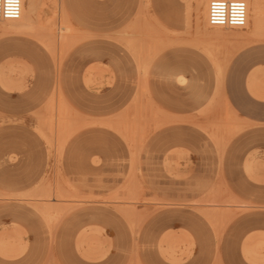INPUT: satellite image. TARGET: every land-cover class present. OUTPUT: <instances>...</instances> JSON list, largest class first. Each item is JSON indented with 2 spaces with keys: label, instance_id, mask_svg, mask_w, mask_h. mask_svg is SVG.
I'll return each mask as SVG.
<instances>
[{
  "label": "rangeland",
  "instance_id": "rangeland-1",
  "mask_svg": "<svg viewBox=\"0 0 264 264\" xmlns=\"http://www.w3.org/2000/svg\"><path fill=\"white\" fill-rule=\"evenodd\" d=\"M53 1L54 27L0 21L17 255L0 264H264V114L240 109L249 70L264 101V16L220 29L205 0Z\"/></svg>",
  "mask_w": 264,
  "mask_h": 264
},
{
  "label": "built area",
  "instance_id": "built-area-1",
  "mask_svg": "<svg viewBox=\"0 0 264 264\" xmlns=\"http://www.w3.org/2000/svg\"><path fill=\"white\" fill-rule=\"evenodd\" d=\"M15 3V0H13ZM241 0H211L208 6V24L211 28L242 29L248 23V5L243 0V11L239 7ZM8 0H0V21H17L22 15L23 0L13 9L11 16L6 15ZM218 5V6H217ZM243 18V23H241Z\"/></svg>",
  "mask_w": 264,
  "mask_h": 264
},
{
  "label": "bare ground",
  "instance_id": "bare-ground-1",
  "mask_svg": "<svg viewBox=\"0 0 264 264\" xmlns=\"http://www.w3.org/2000/svg\"><path fill=\"white\" fill-rule=\"evenodd\" d=\"M210 1L211 0H205V4H204V15H205V20L207 19V24H208V6H209V2ZM245 1L247 2V5H248V23H247V25L251 24L250 23L251 22V20H250V7H249V5L251 4L252 5V13H253L252 14V24H253L252 26H253L254 29L259 30L261 28L262 21H263V16H264V9H263L262 1L261 0H254L253 2H251L250 0H245ZM53 6H54V1L53 0H49L47 2L42 3L40 7H37V4H36L35 0H29L28 1V5L26 7V5L24 3V0H23V8H22V15H21V17H23V18L21 19V17H20L21 20L17 21V24H19L20 27L22 26L23 28H25V31L22 30L23 28H21V31L26 32V30H27L26 28H28L27 26H29L28 29L32 28L31 26L33 25L32 24L33 18H36V20L39 19L38 22L42 24L43 28L47 24H49L48 26H50V27H54L55 25L53 24V21H52L53 18L51 17L52 14H53V11H54ZM196 10H199V7H197ZM62 13H63V11H62ZM11 23H14V25H16L15 21H10V24ZM20 27H17L15 29H18ZM17 31L20 32L19 30H17ZM49 38L53 39L54 41H56V38H54V37H49ZM37 207L39 209H41V211L44 214H46L45 213L46 207L47 208L48 207H50V208L55 207L56 208V209H51V210L47 209V211L49 213L52 212V210L58 211L57 209L58 208L60 209V207H58V205L57 206H52V205H48V204H41V205H39ZM49 213H48V216H50Z\"/></svg>",
  "mask_w": 264,
  "mask_h": 264
},
{
  "label": "crops",
  "instance_id": "crops-1",
  "mask_svg": "<svg viewBox=\"0 0 264 264\" xmlns=\"http://www.w3.org/2000/svg\"><path fill=\"white\" fill-rule=\"evenodd\" d=\"M262 50L264 51V48L262 46H260L259 49H258L259 55L257 56V59L254 62V63H256V65L259 68V70H263L264 69V54H262ZM249 74H250V70H249V72H247V74L244 76V79H243V92L245 94V101H243L240 104V109L247 116H249L251 118H256L257 116H259L261 114H264V101H259L258 99L254 98L249 93V91L247 89V79H248ZM91 75H89L87 77L86 81H89V79H91ZM254 93H256V92H254ZM37 209H38L39 212L43 213L41 211V209H39L38 207H37ZM5 216L11 217L12 215L11 214H7ZM14 216L15 215H13L12 217H14ZM13 240L14 239L12 238L11 233L6 228H3L2 230H0V250H1V254L4 257H8L9 259H16V257H17V255L14 254V250H13ZM217 247H219L221 249L219 244H218V246H216V248ZM55 253L58 256L56 248H55ZM82 253L84 255L88 256L90 259H94V260L98 259V257H96L94 255V253L93 254H89L88 251H83ZM257 254H258V252H257ZM1 262L4 263V264L7 263L5 260H2Z\"/></svg>",
  "mask_w": 264,
  "mask_h": 264
},
{
  "label": "clouds",
  "instance_id": "clouds-1",
  "mask_svg": "<svg viewBox=\"0 0 264 264\" xmlns=\"http://www.w3.org/2000/svg\"><path fill=\"white\" fill-rule=\"evenodd\" d=\"M19 3H20V0H15V3L13 2V0H8V4H7L8 11H7L6 15L11 16L13 14V9L16 8L19 5ZM239 7L243 11V9H244L243 0H241ZM241 23H243V18H241Z\"/></svg>",
  "mask_w": 264,
  "mask_h": 264
}]
</instances>
